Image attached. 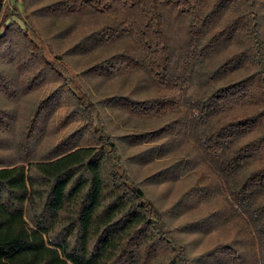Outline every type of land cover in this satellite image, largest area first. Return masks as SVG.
<instances>
[{"label":"trees","instance_id":"obj_1","mask_svg":"<svg viewBox=\"0 0 264 264\" xmlns=\"http://www.w3.org/2000/svg\"><path fill=\"white\" fill-rule=\"evenodd\" d=\"M233 5L237 13L223 21ZM6 9V0H0V48L18 35L25 41L22 49L29 50L27 57H34L35 32L30 35L17 20L7 22L11 13L19 16L16 3L14 11ZM40 9L112 16L77 48L127 38L136 50L119 51L88 70L106 76L143 72L163 92L145 98L114 94L104 101L137 114L184 105L185 115L176 126L194 136L218 176L214 186L198 190L199 197L219 194L234 214L240 210L251 221L261 220L264 13L259 0H54ZM67 56L68 51L60 54V61L70 67ZM17 61L19 66L28 63ZM242 69L241 75L229 77ZM41 72L26 83L27 92ZM70 83L63 92L71 90L77 109L88 113V126L97 132L94 141L82 140L84 134L69 136L28 164L0 160V264H192L188 246L168 223L165 210L131 176L88 91L81 87L77 94ZM5 87L14 91L0 74V88ZM55 93L50 96L59 101L62 93ZM253 105L258 109L239 110ZM42 108L43 99L37 117ZM132 133L136 142L145 138L144 132ZM166 252L170 256L162 255Z\"/></svg>","mask_w":264,"mask_h":264},{"label":"rangeland","instance_id":"obj_2","mask_svg":"<svg viewBox=\"0 0 264 264\" xmlns=\"http://www.w3.org/2000/svg\"><path fill=\"white\" fill-rule=\"evenodd\" d=\"M53 1L6 0L7 12L14 11L15 3L19 11V16L11 13L7 22L17 20L29 34L34 31L38 47L34 57L28 58L25 53L29 50L22 49L25 41L11 32V41L0 48V74L14 90L0 88V160L28 164L31 159L49 154L57 142L69 136L73 139L84 134L82 140L94 141L96 131L88 126V113L77 109L71 90L63 92L67 87L64 84L71 80L73 91L79 94L83 87L98 106L99 118L118 141L131 176L141 182L148 195L165 210L168 223L186 242L192 264H264V215L261 220L251 221L240 210H235L238 214H234V208L219 194L199 197L198 190L209 184L214 186L218 176L197 147L194 136L186 133L184 126L180 129L176 126L181 124L186 107L137 114L108 106L104 100L114 94L145 98L163 92V88L146 79L143 72L114 71L117 73L106 76L97 74L94 69L88 70L92 64L119 51L136 50V46L123 38L77 48V43L92 30L112 22V16L52 13L40 9ZM259 1L264 13V0ZM237 10L234 5L227 9L223 21ZM237 46L235 43L230 49ZM65 51H68L65 61L70 67L60 61V54ZM43 53L52 64L44 61ZM17 58L28 63L19 66ZM50 66L59 68L62 73L51 72ZM41 69L32 79L33 89L27 92L24 86ZM243 72L244 69L238 70L229 77ZM54 91L55 95L61 91L59 101L57 96H50ZM42 99L43 112L37 117L35 109ZM257 109L258 106L253 105L239 110ZM132 132H144L145 138L136 142L134 137L130 138ZM259 132L257 128L253 134ZM191 190L197 193L191 196ZM162 255L167 257L170 253Z\"/></svg>","mask_w":264,"mask_h":264}]
</instances>
